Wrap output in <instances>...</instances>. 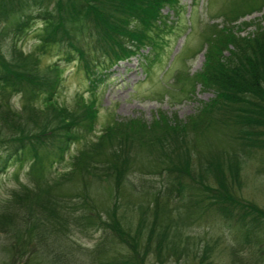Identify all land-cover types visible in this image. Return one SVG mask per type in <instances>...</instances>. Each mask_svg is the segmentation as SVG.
<instances>
[{"label": "trees", "instance_id": "obj_1", "mask_svg": "<svg viewBox=\"0 0 264 264\" xmlns=\"http://www.w3.org/2000/svg\"><path fill=\"white\" fill-rule=\"evenodd\" d=\"M222 4L221 28L202 23L198 45L185 41L179 53L191 60L205 48L203 69L177 71L172 84L190 94L199 83L215 97L185 121L163 114L150 123L111 120L89 137L99 114L96 82L143 50L148 74L170 33L184 32L186 22V39L193 32L194 11L185 18L180 0H0V35L11 34L0 43V154L8 155L1 168L14 158L18 168L27 165L29 179L0 199V264H166L190 253L197 264H213L224 236L194 249L200 243L187 231L204 214L236 223L249 256L237 246L230 256L264 264V208L240 196L247 149L264 153V28L239 36L240 26H232L263 10L264 0ZM36 20L38 46L25 52L19 42ZM46 54L76 62L90 100L76 94L71 105L59 103L65 66L43 64ZM75 144L77 154L68 157ZM55 164L69 170L52 172ZM137 171L165 175L137 189ZM127 199L138 204L136 224L118 212ZM78 227L99 233L94 245L76 241Z\"/></svg>", "mask_w": 264, "mask_h": 264}, {"label": "rangeland", "instance_id": "obj_2", "mask_svg": "<svg viewBox=\"0 0 264 264\" xmlns=\"http://www.w3.org/2000/svg\"><path fill=\"white\" fill-rule=\"evenodd\" d=\"M227 0H180V4L184 7V17L188 18L189 14L194 11L195 17L198 22L195 23V29L186 39V34L189 32V24H184V32L179 33L175 31L170 33L166 37L168 46L164 48L163 52L155 59L152 65H148L149 73H146L143 66H145L144 58L141 54H146L147 50H143L141 54L131 56L126 61L119 62L112 68L106 71L101 76V81L96 82L95 90L93 91L97 99L98 105V118L95 124V130L89 137L98 135L103 130L104 126L111 120L125 121L131 118H140L147 123H150L154 117H158L163 114L167 117H176L180 121H185L186 118L195 114L202 105L209 102L215 93L211 90H204L199 83H195L192 92L190 94L180 91V84L175 83V75L177 71L186 69L189 74H196L203 69L205 48H202V52H197L191 60L183 56V53H179L183 50V46L189 45L190 47L198 45L200 41L199 32L202 23L217 24V28H221L223 20L218 16L219 9L224 6L222 2ZM194 5V6H193ZM228 5V4H227ZM192 11V12H191ZM35 13V12H34ZM164 14H169L170 19L174 20L175 16L173 12L164 9ZM222 21V22H221ZM242 22H248V26H241ZM234 28L240 26L239 30H236L237 35L246 36L250 35L259 27L264 28V8L261 11H257L251 15H247L244 18H240L238 22L232 24ZM42 27V22L36 20L31 30L21 38L19 46L25 52L34 51L38 46V40L35 36L36 32H39ZM2 29L0 28V31ZM11 34L1 36L0 43H7L10 41ZM185 41L187 43L184 45ZM225 52L224 55H226ZM183 59V60H182ZM174 60L173 63H171ZM43 64L52 62L62 63L64 68L63 80L61 82L59 95L57 100L60 104L71 105L76 94H82L86 100L91 99L90 83L86 80L84 73L77 70V64L75 61L65 62L62 56L58 55H43ZM185 63H184V62ZM95 83V82H94ZM111 123V122H110ZM227 138L223 137L222 141H226ZM78 145H72L70 153L67 155H75L79 150ZM247 149V162L243 172V186L240 192V196L251 203H254L264 208V153L255 149ZM7 153L0 154V199L6 201L11 195L13 190H18L21 184L29 183L27 177V165L22 168H18V163H13L14 158H10L6 168L2 167V161L6 158ZM66 156V159H67ZM70 159H67V162ZM69 170L67 164H55L51 167V171L55 173L66 172ZM135 184L137 189H141L143 185H147L148 180H152L151 185H159L164 178L162 176L150 175L146 173H135ZM150 184V183H149ZM133 199L124 200V206L118 208V212L125 217L131 223L136 224L140 218V211L138 204L133 207ZM146 201V199H144ZM129 202V203H128ZM138 202V201H137ZM132 208V209H131ZM151 211H148V218L151 219ZM234 222L226 221L225 219L214 216L211 214H204L200 219L196 220L187 231L189 234H196L195 243H200L197 246H193L194 249H200L210 237L216 238L218 236H224L220 241V245L217 248L216 256L213 259V264H240L238 255L232 257L229 255V247H234L239 251L242 250V257H247L248 245H245L242 249L239 246L237 232ZM74 238L84 246H92L99 237L98 232L93 230L82 231L81 227H78L74 232ZM225 237L230 241L229 246L225 244ZM194 257V253L189 254V258L182 259L180 261L174 260L171 263L166 264H197V260ZM232 257V258H230ZM151 264L154 263L150 258ZM155 264V263H154Z\"/></svg>", "mask_w": 264, "mask_h": 264}]
</instances>
